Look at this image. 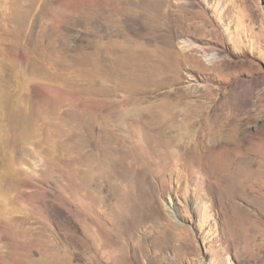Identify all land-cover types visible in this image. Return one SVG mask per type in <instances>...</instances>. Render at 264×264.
Segmentation results:
<instances>
[{"label":"rangeland","instance_id":"obj_1","mask_svg":"<svg viewBox=\"0 0 264 264\" xmlns=\"http://www.w3.org/2000/svg\"><path fill=\"white\" fill-rule=\"evenodd\" d=\"M220 114L264 136V0H0V264H264Z\"/></svg>","mask_w":264,"mask_h":264},{"label":"bare ground","instance_id":"obj_2","mask_svg":"<svg viewBox=\"0 0 264 264\" xmlns=\"http://www.w3.org/2000/svg\"><path fill=\"white\" fill-rule=\"evenodd\" d=\"M202 52L207 62L208 61L210 62L212 60L211 55L204 49H202ZM174 118H175L174 116L169 118L167 117L168 120H172V121ZM233 118L232 119L228 118L226 114H220L217 117H210L209 119L206 118V124L210 125V127L207 126L208 129L204 136V139L205 138H210L213 140L218 139L222 147L230 146L232 149L236 151L246 150L248 154L256 155L257 157H259V160H262V162L259 161L260 162L259 175L264 176V136L261 137L260 135L261 132L258 131V128L255 132L253 133L251 132V134L247 133L246 135L245 134L240 135L241 132H239L238 128L228 127V125L232 126V124L234 123ZM187 123L188 122H186V119H181L180 127L184 129H189L190 126H188ZM231 128L235 130V133L233 132L234 130ZM182 134L188 136V133L184 131ZM178 136L180 138L182 137V135L180 136L179 134ZM252 235H256V232L253 231ZM260 236L264 237L262 234H260L258 237Z\"/></svg>","mask_w":264,"mask_h":264}]
</instances>
